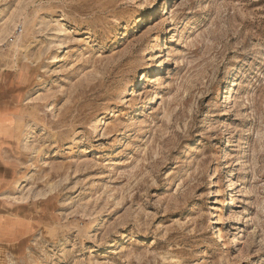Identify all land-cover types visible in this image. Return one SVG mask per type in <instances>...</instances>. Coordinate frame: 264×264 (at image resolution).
Segmentation results:
<instances>
[{
  "label": "rangeland",
  "instance_id": "1",
  "mask_svg": "<svg viewBox=\"0 0 264 264\" xmlns=\"http://www.w3.org/2000/svg\"><path fill=\"white\" fill-rule=\"evenodd\" d=\"M0 205L3 264H264V0H0Z\"/></svg>",
  "mask_w": 264,
  "mask_h": 264
},
{
  "label": "crops",
  "instance_id": "2",
  "mask_svg": "<svg viewBox=\"0 0 264 264\" xmlns=\"http://www.w3.org/2000/svg\"><path fill=\"white\" fill-rule=\"evenodd\" d=\"M1 206V205H0ZM1 208V207H0ZM14 221L5 215L4 210L0 209V264L9 250L14 246L19 237L20 230L14 226Z\"/></svg>",
  "mask_w": 264,
  "mask_h": 264
},
{
  "label": "bare ground",
  "instance_id": "3",
  "mask_svg": "<svg viewBox=\"0 0 264 264\" xmlns=\"http://www.w3.org/2000/svg\"><path fill=\"white\" fill-rule=\"evenodd\" d=\"M141 74V73H140ZM146 79V76L144 77V79L142 80V82H144V80ZM139 91V90H138ZM156 95L157 94H154V100L152 101V103L156 102L157 99H156ZM156 99V100H155ZM151 103V102H150ZM231 189V184H230V180H227L226 181V190H230ZM214 216V215H212ZM213 220V219H212ZM218 238H220L219 234H218Z\"/></svg>",
  "mask_w": 264,
  "mask_h": 264
}]
</instances>
